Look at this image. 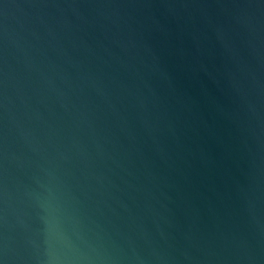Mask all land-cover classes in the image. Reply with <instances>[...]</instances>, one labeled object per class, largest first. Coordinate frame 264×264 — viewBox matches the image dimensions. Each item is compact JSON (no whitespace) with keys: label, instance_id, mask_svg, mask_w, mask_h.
Returning <instances> with one entry per match:
<instances>
[{"label":"water","instance_id":"1","mask_svg":"<svg viewBox=\"0 0 264 264\" xmlns=\"http://www.w3.org/2000/svg\"><path fill=\"white\" fill-rule=\"evenodd\" d=\"M264 264V0H0V264Z\"/></svg>","mask_w":264,"mask_h":264},{"label":"clouds","instance_id":"2","mask_svg":"<svg viewBox=\"0 0 264 264\" xmlns=\"http://www.w3.org/2000/svg\"><path fill=\"white\" fill-rule=\"evenodd\" d=\"M44 264H69V262L60 260L59 258H49Z\"/></svg>","mask_w":264,"mask_h":264}]
</instances>
